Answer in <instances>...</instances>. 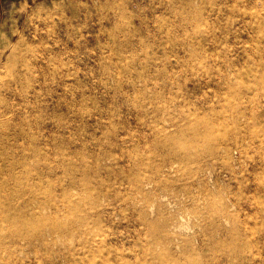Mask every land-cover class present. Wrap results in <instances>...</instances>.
Masks as SVG:
<instances>
[{"label": "rangeland", "instance_id": "obj_1", "mask_svg": "<svg viewBox=\"0 0 264 264\" xmlns=\"http://www.w3.org/2000/svg\"><path fill=\"white\" fill-rule=\"evenodd\" d=\"M128 1L0 0V53L5 58L14 46L26 51L28 69L21 70V88L27 93L33 85L41 86L39 235L34 246L25 241L16 257L22 264L148 263L143 244L152 242L158 229H140L132 211L136 208L159 226L178 212L175 221L183 225L184 237L195 243V249H187L175 262L152 264H194L197 259L201 264H244L264 259V152L253 147L244 154L230 131L236 112L248 117L249 129L241 135L254 136L260 125L264 53L234 62L222 47L218 50L224 56L214 63L209 45L201 42L198 47L200 38L212 33L214 21L206 17L212 9L221 10L222 23L232 25L236 18V12L215 5L218 0ZM160 5L162 9L152 13ZM258 6L255 22L262 35L255 32V50L264 48V9ZM60 26L67 31H60ZM63 45L66 52L47 53ZM60 70H65L70 85L68 91L58 90L64 101L53 107L50 97ZM1 72L4 81L14 76L11 68ZM187 73L216 78L208 102L197 101L196 89L186 88ZM145 85L147 90L142 89ZM229 86L237 87L236 94ZM2 99L6 104V97ZM187 115L191 124L204 125L203 153L179 162L168 187L152 186L143 190L145 195L138 193L135 185L154 180L156 169L184 157L181 141L191 132L180 125ZM8 120L0 117V131H30L26 116L11 126ZM224 137L230 139L227 149L212 155L209 148ZM27 145L26 141L22 150L12 147L16 159ZM6 178L0 174V239L10 246L6 252L0 250V264L5 258L15 264L9 241L13 231L2 220L5 204L13 197L5 190ZM13 179L32 184V176L21 166ZM102 194L105 201L99 198ZM127 197L135 198L136 204H123ZM196 235L206 248L197 246Z\"/></svg>", "mask_w": 264, "mask_h": 264}, {"label": "bare ground", "instance_id": "obj_2", "mask_svg": "<svg viewBox=\"0 0 264 264\" xmlns=\"http://www.w3.org/2000/svg\"><path fill=\"white\" fill-rule=\"evenodd\" d=\"M133 1L134 0L128 1L127 4L133 5ZM241 1L243 5L240 8L239 5ZM188 3L191 4L190 1H188ZM214 4L220 5L222 8H226L231 13L236 12V18L233 20L232 25L227 22L222 23L220 20L221 10L215 12L214 9H212V11L206 16L208 20L213 19V30L211 34H207L200 38V43L198 42V47H202V43H207L209 45V47L213 51L209 57L211 61L215 63L218 59L224 56L223 52L218 50L222 47H225L226 53L228 55L233 56L232 61L234 62H239L247 58L251 54L259 55L264 53V48H258L255 50L251 47L252 41L255 40L256 33H258L259 37H261L262 35V33L258 31L261 27L259 24H256L255 17L258 16L256 13V11L259 9L258 5L262 6L264 9V0H218ZM161 9V5L154 6V8L152 9V13ZM132 21L134 23L142 22L141 19L136 20L134 18H132ZM63 29L67 31L66 27H59L60 31H62ZM33 36H35V34ZM38 37L41 38L42 35H38ZM262 39L264 40L263 37ZM74 46L75 45H72V47ZM67 50L68 47L63 45V47H56L52 50H49V52L47 53L49 55H52L50 53L58 54L66 52ZM3 56L4 52L0 53V86L1 89L4 91L3 94H1L0 92V117L9 118L10 120L6 122V125L11 126L12 121L20 119L22 116H26L30 125L29 132L23 129L20 130L18 128L14 129L12 134H10V132L5 133L3 131H0V148L1 146L5 145L3 146L5 150H0V161L2 162L0 166V174L7 176L5 181V190H8L10 194H13V197H11L5 204L6 212L2 214V220H4L6 222L7 227L12 229L13 231L10 235L11 239L9 240L10 243L14 245V248L12 250V254L14 255V257H11L14 260L15 264H22V258L16 257L15 251H24L23 245L25 241L29 244V246H34L32 241L35 237H38L39 235L38 222L40 221L41 202L39 197L40 180L38 178L37 169L39 165L38 152L40 143L38 140V124L40 119L38 110L40 108L39 96L41 94V86L39 87L38 84L35 86L33 85L27 93H24L21 88L23 77L21 70L23 68L28 69V66L24 63L27 57L26 51H21L17 48V46H14L8 56H6L5 58H3ZM46 66L47 65H45V67ZM5 68H11L14 72V76L8 81H4L2 73L3 71L1 72V70ZM64 71L65 70H60L59 77L54 81L55 84H57V87L52 90V94L50 97V105H52L53 107L58 106L64 101V97L60 96L58 90L68 91V87L70 85L67 79V74ZM215 79L216 78H197L195 75L187 73L183 79V82L186 88L192 87L196 89V91L198 92V95L196 96L197 101L205 103L209 101L208 97L210 89H212V86L216 84ZM229 87L236 94L237 87ZM142 89L147 90V86L145 85ZM65 95L66 94H64V96ZM2 97H6V104H2ZM186 102V105L190 104V100H187ZM194 102L197 105L196 101ZM233 112L236 111L234 110ZM7 114L10 115L6 117ZM234 114L235 118H233L231 122L232 126L230 128V131L234 134V136H232V141L235 143V145L241 147L244 154L250 153L253 147L258 148L259 150L261 149V151L264 152V106L262 113L259 117L260 125L255 131L254 136L241 135L242 131L245 132L249 129L248 117L245 113L237 114L236 112ZM1 125L2 124H0V130ZM180 126L181 128H183V130L191 132V136L186 135L188 137L184 136L181 141L185 148L184 157H182L181 159L179 158L171 160L164 167L156 169L154 171V180H147L141 185H135V189L136 191H138V193L145 195L143 190H149L152 188V186L168 187L169 179L172 173L175 172L174 169L179 162L181 163L183 161L189 160V154L193 153L195 157L199 158V156L203 153L202 145L204 144V141L202 140V136H200V129L202 127L204 128V125L199 122L191 124L190 118L187 115ZM228 139L224 137L220 140L214 141L212 147L209 148L210 153L214 156H220V153H222L221 148L227 149L228 147V143L230 140ZM26 141L28 142L26 148L27 151L25 152L23 150V155L21 154L20 157L16 159L17 151H15L12 147L21 148V150L23 147L25 149ZM7 144L11 147H9ZM229 146L231 147V144ZM8 148L9 151H7ZM261 164L262 166L264 165V163ZM19 166H21L24 171L29 172L32 176L31 185H27L19 181H14L13 176L16 175L17 168ZM257 187L258 189H261V185H258ZM161 196L165 195L163 194ZM99 198L104 201L106 199L104 194L99 195ZM134 199L135 198L127 197L122 201V203L134 205L137 202V200ZM150 209H152V207ZM226 209L227 208H225V206L222 209V214L224 217L223 221L227 217ZM132 211L137 216L136 221L137 224L140 226V229L152 230L154 226H156L155 228L158 229V233L156 236H154L152 242H147L143 244L145 246L144 248L148 251L147 254L149 255V262H143L142 264H152L157 260L162 263L175 262L183 257V254L186 252L187 249H195V243L193 242L192 245L189 239L184 237L183 233L185 232L182 233L181 226L183 225H181V222L175 221V217L178 212H175L173 217H171L170 219H165L164 222L159 226L147 219L145 215H142L141 212H139L136 208H133ZM226 221L227 219L224 222ZM29 222L31 223V226L30 228H27L26 224ZM187 228H189V226ZM138 236L141 235L139 234ZM261 238L264 241V235H261ZM194 241H196L198 247L202 249L206 248L205 241L199 235L195 236ZM150 244L158 246L160 249H162L161 253H157L153 249H150ZM9 246L10 245H8L7 241L0 239L1 251L6 252ZM241 251L242 250H240V252ZM9 259L10 258L6 260L5 258L3 260L4 263L8 264ZM200 261L201 259H197L194 264H201L199 263ZM241 261H245V258H242ZM244 264H264V259H260L258 262L246 260Z\"/></svg>", "mask_w": 264, "mask_h": 264}]
</instances>
